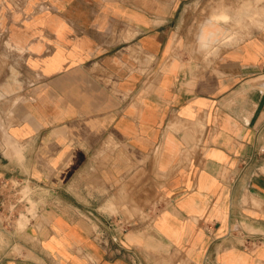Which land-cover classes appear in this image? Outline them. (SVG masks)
<instances>
[{
  "label": "crops",
  "instance_id": "obj_1",
  "mask_svg": "<svg viewBox=\"0 0 264 264\" xmlns=\"http://www.w3.org/2000/svg\"><path fill=\"white\" fill-rule=\"evenodd\" d=\"M263 12L0 0V264H264Z\"/></svg>",
  "mask_w": 264,
  "mask_h": 264
},
{
  "label": "rangeland",
  "instance_id": "obj_2",
  "mask_svg": "<svg viewBox=\"0 0 264 264\" xmlns=\"http://www.w3.org/2000/svg\"><path fill=\"white\" fill-rule=\"evenodd\" d=\"M245 3V2H244ZM243 5H241V7H242ZM237 8V7H236ZM249 9V6H244L241 10H239V11H237L236 13V16L234 17V19H235V21H236V24H233V25H231V27L233 28V27H237V26H240V27H242V30H246V29H249L250 28V23H248V24H246V25H240V23H243V22H241L243 19H244V14L247 12V10ZM258 14H261V13H258ZM262 14H264V12L262 13ZM230 16L229 14H228V12H221L220 14H214V16L213 17H215V18H220V17H222V16ZM251 20H255V16H253V17H251L250 18ZM254 25H256L257 23H253ZM258 25V24H257ZM246 26V27H245ZM248 27V28H247Z\"/></svg>",
  "mask_w": 264,
  "mask_h": 264
},
{
  "label": "bare ground",
  "instance_id": "obj_3",
  "mask_svg": "<svg viewBox=\"0 0 264 264\" xmlns=\"http://www.w3.org/2000/svg\"><path fill=\"white\" fill-rule=\"evenodd\" d=\"M220 18H223V19H226V20H229V19H231V16H222V17H220ZM234 19V18H233ZM219 20V19H218ZM216 21V20H215ZM220 23H221V21H220ZM234 23H236V21H234ZM211 24V23H210ZM209 25V24H208ZM216 29V28H215ZM218 30V29H217ZM221 30H222V28H221ZM220 30V31H221ZM213 31V30H212ZM219 31V32H220ZM229 31V30H228ZM217 33V32H216ZM202 34V33H201ZM200 35V34H199ZM203 37V36H202ZM209 37V36H208ZM198 38V37H197ZM210 38V37H209ZM206 44H208V43H206ZM203 47V46H202Z\"/></svg>",
  "mask_w": 264,
  "mask_h": 264
}]
</instances>
